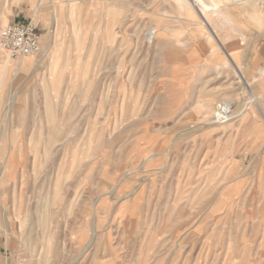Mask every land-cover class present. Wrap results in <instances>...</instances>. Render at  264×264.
<instances>
[{
  "label": "rangeland",
  "instance_id": "rangeland-1",
  "mask_svg": "<svg viewBox=\"0 0 264 264\" xmlns=\"http://www.w3.org/2000/svg\"><path fill=\"white\" fill-rule=\"evenodd\" d=\"M18 13L46 30L0 48V264H264V0H0V31ZM244 82L259 153L215 121Z\"/></svg>",
  "mask_w": 264,
  "mask_h": 264
},
{
  "label": "built area",
  "instance_id": "built-area-1",
  "mask_svg": "<svg viewBox=\"0 0 264 264\" xmlns=\"http://www.w3.org/2000/svg\"><path fill=\"white\" fill-rule=\"evenodd\" d=\"M42 35L30 22H15L0 31V48L8 59L37 57L42 55ZM233 103L226 102L217 107L215 121L227 123L232 120Z\"/></svg>",
  "mask_w": 264,
  "mask_h": 264
},
{
  "label": "crops",
  "instance_id": "crops-1",
  "mask_svg": "<svg viewBox=\"0 0 264 264\" xmlns=\"http://www.w3.org/2000/svg\"><path fill=\"white\" fill-rule=\"evenodd\" d=\"M42 7L43 6H41L40 8ZM20 15L21 14L19 13L16 16L12 14L10 19H8V23L5 26L15 22H22L16 20V17L19 18ZM3 23L4 22H2L1 24L3 25ZM30 23L33 24L32 22ZM5 26H3L2 28H4ZM44 30L46 29L39 30V32L42 33ZM248 87L249 86L247 85L246 82H244L243 85L241 86L239 85L238 86L239 94L235 100L236 114L235 116H233L232 121L234 120L238 121L236 127L238 128V136H239L237 150L235 151L239 153H259L260 151L259 147L261 145L262 140L261 138H257L256 134L259 131H261L263 124L256 118L257 115L255 116V114L250 110L251 106L249 105V102L245 100V98H242L244 96V90H249ZM258 110L260 113L258 114V116L259 117L261 116L264 119V99L262 101V106L261 105L258 106ZM259 137H261L260 133H259ZM94 236H95V232H93L92 234V238L88 244V247L92 245Z\"/></svg>",
  "mask_w": 264,
  "mask_h": 264
}]
</instances>
